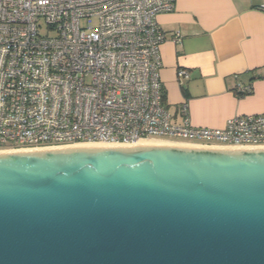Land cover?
<instances>
[{
	"label": "water",
	"instance_id": "1",
	"mask_svg": "<svg viewBox=\"0 0 264 264\" xmlns=\"http://www.w3.org/2000/svg\"><path fill=\"white\" fill-rule=\"evenodd\" d=\"M0 264H264V147L0 151Z\"/></svg>",
	"mask_w": 264,
	"mask_h": 264
},
{
	"label": "built area",
	"instance_id": "2",
	"mask_svg": "<svg viewBox=\"0 0 264 264\" xmlns=\"http://www.w3.org/2000/svg\"><path fill=\"white\" fill-rule=\"evenodd\" d=\"M175 2L0 0V151L144 139L264 147V113L209 128L192 124L187 104L180 122L168 109L162 47L182 35L158 15Z\"/></svg>",
	"mask_w": 264,
	"mask_h": 264
},
{
	"label": "crops",
	"instance_id": "3",
	"mask_svg": "<svg viewBox=\"0 0 264 264\" xmlns=\"http://www.w3.org/2000/svg\"><path fill=\"white\" fill-rule=\"evenodd\" d=\"M264 0H176L158 15L172 36L162 47L166 104L177 122L223 128L237 115L264 113ZM187 70L189 76H178ZM250 86L249 94L238 92Z\"/></svg>",
	"mask_w": 264,
	"mask_h": 264
},
{
	"label": "bare ground",
	"instance_id": "4",
	"mask_svg": "<svg viewBox=\"0 0 264 264\" xmlns=\"http://www.w3.org/2000/svg\"><path fill=\"white\" fill-rule=\"evenodd\" d=\"M151 144H171V145H182V146H186V144H180V143H172V142H167V141H161V140H155V139H144V140H140L135 144H108V143H94V144H76V145H71V146H140V145H151ZM187 146H192L187 144ZM195 146V145H193ZM66 147V146H64ZM251 148V147H248Z\"/></svg>",
	"mask_w": 264,
	"mask_h": 264
},
{
	"label": "trees",
	"instance_id": "5",
	"mask_svg": "<svg viewBox=\"0 0 264 264\" xmlns=\"http://www.w3.org/2000/svg\"><path fill=\"white\" fill-rule=\"evenodd\" d=\"M251 93V92H250ZM249 94V93H248ZM166 98V95L164 96Z\"/></svg>",
	"mask_w": 264,
	"mask_h": 264
}]
</instances>
